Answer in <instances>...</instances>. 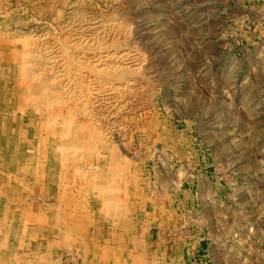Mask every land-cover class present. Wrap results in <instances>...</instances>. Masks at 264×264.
Wrapping results in <instances>:
<instances>
[{"label":"rangeland","instance_id":"obj_1","mask_svg":"<svg viewBox=\"0 0 264 264\" xmlns=\"http://www.w3.org/2000/svg\"><path fill=\"white\" fill-rule=\"evenodd\" d=\"M144 263L264 264V0H0V264Z\"/></svg>","mask_w":264,"mask_h":264},{"label":"bare ground","instance_id":"obj_2","mask_svg":"<svg viewBox=\"0 0 264 264\" xmlns=\"http://www.w3.org/2000/svg\"><path fill=\"white\" fill-rule=\"evenodd\" d=\"M116 174V173H115ZM175 179V178H174ZM173 182V181H172ZM164 189V188H163ZM155 195V194H154ZM153 197V196H152ZM151 199V198H150ZM58 214V213H57ZM40 215V214H39ZM60 229V228H59ZM142 239V238H141Z\"/></svg>","mask_w":264,"mask_h":264},{"label":"crops","instance_id":"obj_3","mask_svg":"<svg viewBox=\"0 0 264 264\" xmlns=\"http://www.w3.org/2000/svg\"><path fill=\"white\" fill-rule=\"evenodd\" d=\"M152 256V255H151ZM146 257V256H145ZM149 262H152V259L149 261ZM144 264H147V263H144Z\"/></svg>","mask_w":264,"mask_h":264}]
</instances>
